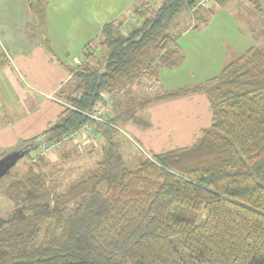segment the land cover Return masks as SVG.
Listing matches in <instances>:
<instances>
[{"label": "trees", "instance_id": "obj_1", "mask_svg": "<svg viewBox=\"0 0 264 264\" xmlns=\"http://www.w3.org/2000/svg\"><path fill=\"white\" fill-rule=\"evenodd\" d=\"M197 1L135 8L142 14L135 27L123 31V21H108L99 53L91 42L84 46L83 62L71 69L74 86L57 93L58 120L17 148L28 162L0 188L13 209L0 219V264H264V49L250 46L197 87L155 88L141 98L130 90L182 64L178 38L165 25L188 10L190 28L199 29L196 21L205 22L211 8H196ZM249 1L264 19L261 1ZM29 3L34 25H45L43 0L37 13ZM8 65L0 45V67ZM193 93L206 97L210 125L191 144L128 168L116 138L120 124L147 128L140 107ZM103 96L112 100L110 117L92 122L85 113ZM89 124L100 126L94 132L103 141L97 171L57 192L47 157L36 151Z\"/></svg>", "mask_w": 264, "mask_h": 264}, {"label": "rangeland", "instance_id": "obj_2", "mask_svg": "<svg viewBox=\"0 0 264 264\" xmlns=\"http://www.w3.org/2000/svg\"><path fill=\"white\" fill-rule=\"evenodd\" d=\"M32 1L37 13L40 6L36 4V1L39 0ZM158 1L93 0L94 10L100 9L101 11L100 16H96L86 12L90 7L89 0H43L45 25L41 26L36 20L38 23L36 27L31 5L28 4V1L26 3V0H0V45L9 59L8 66L0 67V83H4L3 86L5 87L10 86L7 82L16 83L19 86V89L5 93L0 84V159L14 150L13 148H5L4 145L7 142L2 139L4 134L8 133L10 138L14 135L18 137L16 149L25 145L23 142L26 140H22L23 135L40 133L45 122L49 121L50 124L56 122L50 109V106H56L54 97L51 95L48 98L44 97L46 93L34 90L37 85L29 84V87L27 86V82L31 81V78L27 75H21L20 71L23 68L19 64L20 55H30L29 51L39 46L46 52L51 51L52 61L54 60L56 63L58 61L61 67L66 70L69 69L68 71L71 73V69L77 66L73 64L74 58L80 60V63L83 62L84 46L88 42H91L94 50L99 53L95 45L99 42V33L104 23L113 20L123 21L122 27L125 30L133 28L142 18V14L135 13L134 9L140 8L143 13L155 10ZM260 1L261 8L264 10V0ZM208 8L211 10L204 19L205 22L196 21L202 28L200 31L197 29V31H204V34L200 36V40L193 39L184 46L186 52L182 50L184 60L180 65L183 67L176 71L177 73H174L172 77H168V82L172 84L168 86L172 90L199 86L203 80L215 76L223 65L240 56L250 46L264 49V19L251 7L249 0H217V2L213 0L207 8L201 9ZM76 15L89 19L87 21L79 20L75 18ZM88 15L90 16L88 17ZM130 15L136 19L131 27L130 23L126 22ZM102 20L103 22H101ZM189 24H194V20L190 11L185 10L167 21L165 31L178 38L184 31V27L189 26ZM194 56L200 59L197 60ZM209 62L210 65H208ZM202 64L204 65L201 66ZM162 75H159V79L163 78ZM141 80L142 82L137 85L139 89L142 88L141 85L147 86L151 81L155 87L157 85L155 80L148 77H143ZM137 87L134 86L133 88ZM162 91V86H159L156 92ZM150 92L153 91L150 90ZM182 102L183 105L168 103V110H166L168 112V125L172 124L175 130L188 128L189 123H192L198 114L191 102ZM106 106H111V104ZM179 114L186 117V120H179ZM137 116L140 117L141 121L148 123L146 107H140ZM149 116L150 118L154 117L156 122L163 121L162 116L157 111H155L154 116L153 112L152 116L151 114ZM149 127L150 124L147 128ZM153 128L150 129V132H153ZM158 128L163 130L161 124L158 125ZM118 130L119 133L116 138L120 145L124 163L128 168L133 169L143 158L151 155V150L146 148L142 141L132 136L125 126L120 124ZM197 135L199 134L195 130H189L187 134H169L170 140L165 142L167 144L164 150L187 146L198 137ZM40 141V139L36 140L29 147ZM102 142L99 138L94 145H88L81 151L75 149L66 156H58V152H54L47 157L45 160L48 165L45 170L48 172V179L55 186L54 190L62 192L72 182L96 172ZM33 153L30 150L29 156ZM28 159L29 157L23 156L17 160L10 172L0 179V188L11 181L14 173L24 169ZM12 212L10 203L0 198V219L9 217ZM203 217L204 214H201V218Z\"/></svg>", "mask_w": 264, "mask_h": 264}, {"label": "crops", "instance_id": "obj_3", "mask_svg": "<svg viewBox=\"0 0 264 264\" xmlns=\"http://www.w3.org/2000/svg\"><path fill=\"white\" fill-rule=\"evenodd\" d=\"M28 0H26L27 3ZM93 4V0H89V5L90 7L86 10L87 13L91 14H95L96 16H100V9H96L94 10V6ZM88 15V17L90 16ZM131 16V15H130ZM77 19L79 20H84L87 21L89 18H83L81 16L76 15ZM103 22V20L101 21ZM100 22V23H101ZM130 23V27L133 23L136 22V19L134 17H131L128 21ZM99 23V24H100ZM49 25V24H48ZM193 24H189V26L184 27V31L181 32L180 36L177 39V43L180 45L181 49L185 51L184 46L188 45V43H190L191 40L193 39H201L200 36L204 34L203 32H198L200 31L202 28H199L198 31L197 30H193L190 28V26H192ZM123 31H126L123 27H122ZM129 30V28H128ZM35 51V52H34ZM30 55H20V62L19 64H21V68H23L21 72L22 76H28L29 78H31V81L27 82V86L29 87V84L32 85H37L36 88H34V90L38 91V92H43L44 94L46 93V95L44 97H47L49 95H51L52 97H54V101H55V105L56 106H50V109L52 111V115L55 118V120H58V117L63 109V104L61 101H59L56 97L55 94L58 93L60 90H64L65 92H68L69 90H71L70 87L74 86L73 84V76L72 73H70L68 70L69 69H65L64 67H61L57 61V63L50 57V52H46L44 49L40 48L39 46H37V48L33 49L32 51L30 50ZM52 55V54H51ZM195 59L199 60L200 58H198L197 56H194ZM210 61V60H209ZM73 64L75 65H80V60L74 58L73 59ZM204 64H202L201 66H203ZM210 65V62L209 64ZM183 67L180 66L179 68L176 69H172V70H161L160 74H163V78L162 79H157L156 81V90H158V87L162 86L163 91L162 92H168L169 90H172L171 87H169L168 85H172L171 83L168 82V77H172V75L174 73H177L176 71H179L181 68ZM75 68V67H74ZM25 74V75H24ZM159 74V75H160ZM212 78V77H210ZM209 79V78H207ZM205 79V80H207ZM203 80V81H205ZM27 81V80H26ZM139 82H142V80L140 79L139 81L135 82L134 85H132V87L130 88L133 97H138L141 98L143 96H146L147 94L151 93L149 88L150 85H153V83H149L147 86L141 85L142 88H138L137 85ZM9 85H7L6 87L3 86L4 83H0L2 88H4L5 93H10L15 91L19 86L16 83H12V82H7ZM187 84V83H185ZM137 87V88H133V87ZM19 89V88H18ZM182 101H187L188 103L191 102V104L194 107V110H196L198 112L196 118L194 119V121L192 123H189V127L186 128H179L178 130H175V127L172 124L168 125V112H166V110H168V103L171 104H181L183 105L184 103ZM38 104H40V102H37ZM112 105V104H111ZM110 107L108 106L106 108V111L108 113H110ZM59 108V109H57ZM13 109V108H12ZM149 113H148V111ZM155 111H157L158 113H160V115L162 116V120L163 121H154V117L149 116V114H151L152 116V112H153V116ZM146 114H147V121L150 124V127L147 129H141L135 125H132L130 123L125 124V128H127V130L132 134V136H134L135 138H137L138 140L142 141L144 146L146 148H148L151 154H157L160 153L162 151H166L164 150V148L166 147L165 142H167V140L170 138L169 134L172 133H185L187 134L188 131H196L198 132V134L200 133L201 130L207 128L210 123H211V112H210V108L208 105V101L206 99V97L204 96V94L202 93H193L189 96H183V97H178V98H169V99H165V100H160L154 103L149 104L148 106H146ZM161 118V117H160ZM178 119L181 120L183 119L184 121L186 120V117L182 116L181 114H179ZM48 124H50V122H45L44 126L41 130L40 133H34V134H30V135H23L22 140H29L34 136H37L39 134H41L44 129L47 128ZM161 124L163 126V130L161 131L158 128V125ZM89 126L91 127L92 130H96L97 128H99L97 125H92L89 124ZM153 128V132H150V129ZM26 128H28V126H26ZM152 133V134H151ZM160 136V137H159ZM198 136V135H197ZM11 136L6 133L4 134L3 138L5 140V142H7L5 146V148H13L15 151L17 150V148L15 149L16 144L18 143V137L17 136H13L12 138H10ZM100 138V136H98V139ZM102 139V138H100ZM170 140V139H169ZM86 148V147H85ZM84 148V149H85ZM76 146H73L71 144H67L66 146H64L63 148L55 151L58 152V156H66L71 154L73 151H75Z\"/></svg>", "mask_w": 264, "mask_h": 264}, {"label": "built area", "instance_id": "obj_4", "mask_svg": "<svg viewBox=\"0 0 264 264\" xmlns=\"http://www.w3.org/2000/svg\"><path fill=\"white\" fill-rule=\"evenodd\" d=\"M213 0H198L196 3V8H207ZM150 90L155 89V85H151ZM104 101L96 103L94 108L90 111H87L85 114L88 119L92 122H98L105 124L110 117V113L106 111V108L112 103L110 97L103 96ZM97 142V135L89 126L84 125L78 129L70 131L68 134H65L59 141L42 145L37 149L39 156L49 157L58 149L71 144L76 146V148L81 151L83 148L88 145H94ZM37 156V155H36Z\"/></svg>", "mask_w": 264, "mask_h": 264}, {"label": "water", "instance_id": "obj_5", "mask_svg": "<svg viewBox=\"0 0 264 264\" xmlns=\"http://www.w3.org/2000/svg\"><path fill=\"white\" fill-rule=\"evenodd\" d=\"M24 156L21 150H15L3 156L0 159V179L10 172V169L16 164L17 160Z\"/></svg>", "mask_w": 264, "mask_h": 264}, {"label": "clouds", "instance_id": "obj_6", "mask_svg": "<svg viewBox=\"0 0 264 264\" xmlns=\"http://www.w3.org/2000/svg\"><path fill=\"white\" fill-rule=\"evenodd\" d=\"M63 148V147H62ZM84 149V148H83ZM59 150V149H58ZM76 150H78L77 148H76ZM57 151V150H56ZM54 153V152H53Z\"/></svg>", "mask_w": 264, "mask_h": 264}]
</instances>
